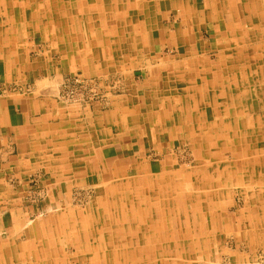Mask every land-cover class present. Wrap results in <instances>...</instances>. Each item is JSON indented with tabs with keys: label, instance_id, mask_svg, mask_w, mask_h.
Here are the masks:
<instances>
[{
	"label": "crops",
	"instance_id": "crops-1",
	"mask_svg": "<svg viewBox=\"0 0 264 264\" xmlns=\"http://www.w3.org/2000/svg\"><path fill=\"white\" fill-rule=\"evenodd\" d=\"M0 17V264H212L227 237L234 258L264 251V0H0ZM154 24L183 62H139L102 102L57 100ZM153 73L167 110L149 109ZM165 134L194 142L195 163Z\"/></svg>",
	"mask_w": 264,
	"mask_h": 264
},
{
	"label": "rangeland",
	"instance_id": "rangeland-1",
	"mask_svg": "<svg viewBox=\"0 0 264 264\" xmlns=\"http://www.w3.org/2000/svg\"><path fill=\"white\" fill-rule=\"evenodd\" d=\"M146 9V8H145ZM155 28V32L153 34V37H152V34L149 38L147 37H144V40H145V44H144V40H128V42H133L134 43V46L130 45L129 46H132L129 48L130 52L126 59L123 55L121 54H115L112 56V58H110V56H108L107 58V61L104 59V63H108L104 66V70H99L97 68H100V65L103 63V59H101L99 62L98 60L96 61V65L92 68V70H86L84 68H80L78 69V71L74 72L73 74H70V75H67L63 78L62 82L65 80V78H67L68 76H71V75H74V74H80L81 76L85 77L87 79V81L89 82H92V81H96L97 82V86L99 88V91L102 93L101 96L94 100L93 102H91L90 104H94L95 102H102L104 100H106V98H108V96L110 95H117V94H121L123 92H121V89H120V81L121 78H126L127 81L128 80H131L134 76H133V68L135 67L136 64H139V62L142 64V65H145V64H152V61L154 62V64H157L158 62H161V63H167L169 62V64L171 63H174V64H179L181 62L184 61V54L181 53L180 49H177L176 48V45H173V44H167L165 43V41H167L168 39L167 38H164V31H161L160 27L162 26L161 24L159 25V28L157 26V24H154ZM129 31L133 30L132 29V26H129L128 28ZM158 33V34H157ZM145 34L146 31H145ZM158 35H159V38H158ZM152 37V38H151ZM151 38V39H150ZM154 38V39H153ZM156 39L158 41H156ZM155 40V42H154ZM204 40L206 42H210L211 41V38H209V35H204ZM119 41V40H118ZM143 42V44H142ZM152 42L154 43L152 45ZM141 43V46L144 48V52L142 53L141 50L139 49L137 51V46H140ZM157 43H159L157 45ZM144 45V46H143ZM211 57H214V55L211 54ZM152 60V61H151ZM156 62V63H155ZM122 63V65H120ZM84 73V74H83ZM136 73H140V72H136ZM146 72H144L143 74H145ZM115 74H118V75H122L123 77L121 78H117V77H120L118 75H115ZM89 75V76H88ZM98 75V76H97ZM153 77L152 75L149 77V81H150V86L153 88V94L155 95L154 97V101L152 102V104L149 106V109L150 110H158L157 109V106L155 103L156 101L158 102H161V107L165 108V110H167L166 108V99H167V91H166V87H165V83H161V80L162 78L159 77L158 75L154 74L153 73ZM93 76H97V77H93ZM100 76V78H98ZM113 76H116L113 77ZM144 76V75H143ZM104 77V78H103ZM109 77V78H107ZM161 79V80H160ZM165 80V79H164ZM62 84V83H61ZM160 84H162V88L160 87ZM61 87V85H60ZM12 89L16 92H25L27 91L28 89L23 87V86H19V85H13ZM1 90V89H0ZM60 92V88H59V91L58 93ZM57 100H59V102H63L65 104H78V105H83V106H86V104H79V103H72V102H66L65 100L63 101V99L61 100L59 98V94H57ZM164 101V102H163ZM89 105V104H87ZM171 111V110H170ZM171 122H173L172 119H169ZM179 120V119H178ZM178 120H176L177 122V125H178ZM166 119H162L160 121V123H163L165 122ZM211 121V120H209ZM208 121V123H210ZM156 132L158 131V129H163V128H166L165 129V132L167 130L169 131H175L176 128H171L169 124L165 123L164 124V127L163 128H160V126H156ZM165 138V141L162 143L163 144V147H167V149H169L171 147L172 150V154L174 156L175 159H188L189 161L191 160L193 162V164L195 163L193 160L196 158L197 159V154L198 152H196L194 150V142H190V141H185L184 144H178L179 141H177L175 143V146L174 144H167L168 141V137L170 138V135H166ZM160 137V136H159ZM209 137V136H208ZM211 137V136H210ZM231 136H228L227 134L224 135L223 137V144H224V147L225 148H230L231 144H232V139L230 140ZM161 139V137H160ZM209 140V146L210 148L212 149H215V144L216 142H213ZM172 142V141H171ZM161 144L158 142L156 147L158 148ZM169 145V146H167ZM171 145V146H170ZM152 151L149 152V153H153L154 149H151ZM215 153V152H214ZM214 153H211V156L214 154ZM226 156H227V153H225ZM151 157L154 158L153 155H151ZM214 158V156H213ZM192 171L194 172V175H203L204 174V169L201 167V168H196V167H191ZM242 167L240 168V171H241V174L243 173L242 172ZM246 172V170L244 171ZM246 174V173H245ZM226 184L224 185V188L227 186L229 187V190L232 191V194L233 193V183H227L225 182ZM241 185V189L240 190H244L246 191L247 188H246V183H240ZM86 190L87 189H78L77 192L81 193V194H85L86 193ZM244 191H239V192H236L235 195H237V197L239 198H242L241 200V206L243 205V200L246 198L242 196H244L245 194L242 193ZM79 196V197H78ZM235 197V200L240 203L239 199ZM77 199L80 200L81 203H83V196L81 197V195H79L77 193ZM35 200V198H34ZM86 203V202H85ZM231 237H227L226 239V243H229V247L228 248H224L222 252H219L217 254V256L215 257V261H213L212 264H221L220 262L222 260H230L236 264H264V251L260 250L257 252V254L253 255L251 254L249 256V254H239V253H236L235 257L234 258V255H232V253L230 252V250L233 248L232 247V241H231ZM234 249V248H233ZM223 255V256H222ZM210 261V262H212ZM211 264V263H210Z\"/></svg>",
	"mask_w": 264,
	"mask_h": 264
},
{
	"label": "built area",
	"instance_id": "built-area-1",
	"mask_svg": "<svg viewBox=\"0 0 264 264\" xmlns=\"http://www.w3.org/2000/svg\"><path fill=\"white\" fill-rule=\"evenodd\" d=\"M96 81L89 82L80 74L65 78L59 92V98L66 102L90 104L101 96ZM221 264H236L230 260H222Z\"/></svg>",
	"mask_w": 264,
	"mask_h": 264
},
{
	"label": "bare ground",
	"instance_id": "bare-ground-1",
	"mask_svg": "<svg viewBox=\"0 0 264 264\" xmlns=\"http://www.w3.org/2000/svg\"><path fill=\"white\" fill-rule=\"evenodd\" d=\"M22 2V1H21ZM63 2V1H62ZM11 3V2H10ZM60 3V2H59ZM26 4V3H25ZM19 5H21V4H19ZM27 5V4H26ZM69 5V4H68ZM63 6V5H62ZM66 6V5H65ZM26 7H28V6H26ZM5 8V7H4ZM88 8V7H87ZM9 9V8H8ZM7 9V10H8ZM13 10V9H12ZM6 11V10H5ZM24 11V10H23ZM28 12V11H27ZM121 12V11H120ZM124 12V11H123ZM127 12V11H126ZM30 13V12H29ZM92 14V13H91ZM127 15V14H126ZM25 16V15H24ZM77 16V15H76ZM31 17V16H30ZM51 17H52V15H51ZM64 17V16H63ZM72 17V16H71ZM105 17V16H104ZM74 18V17H73ZM100 18V17H99ZM0 19H1V17H0ZM69 19V18H68ZM71 19V18H70ZM98 20V19H97ZM3 21V20H2ZM18 22V21H17ZM8 23V22H7ZM60 23V22H59ZM14 24V23H13ZM17 24V23H16ZM61 24V23H60ZM18 25V24H17ZM62 25V24H61ZM26 26H28V25H26ZM66 26V25H65ZM21 27V26H20ZM25 28V27H24ZM65 28V27H64ZM78 28V27H77ZM63 29V28H62ZM66 29V28H65ZM117 29V28H116ZM18 30V29H17ZM40 31V30H39ZM62 31V30H61ZM65 31V30H64ZM18 33V32H17ZM64 33V32H63ZM147 36V35H146ZM1 37V36H0ZM61 37V36H60ZM18 40V39H17ZM14 41V40H13ZM1 42V41H0ZM16 42V41H15ZM59 43V42H58ZM96 43V42H95ZM11 44V43H10ZM16 47V46H15ZM58 49V48H57ZM18 50V49H17ZM11 53V52H10ZM20 53V52H19ZM18 54V53H17ZM12 56V55H11ZM20 56H22L21 54H20ZM9 59V58H8ZM205 62V61H204ZM187 66V65H186ZM21 69V68H20ZM199 69V68H198ZM196 72V71H195ZM189 73V72H188ZM203 73V72H202ZM84 74V73H83ZM187 74V73H186ZM98 76V75H97ZM197 77V76H196ZM173 80V79H172ZM179 84H181V83H179ZM40 86V85H39ZM180 87V86H179ZM59 94V93H58ZM12 95V94H11ZM29 98V97H28ZM71 105V104H70ZM201 106V105H200ZM66 107V106H65ZM78 108V107H77ZM216 114V113H215ZM4 117V116H3ZM166 117V116H165ZM222 120V119H221ZM121 121V120H120ZM121 123V122H120ZM218 123V122H217ZM157 125V124H156ZM218 125V124H217ZM63 127V126H62ZM201 129V128H200ZM80 130V129H79ZM197 130V129H196ZM77 131V130H76ZM195 131V130H194ZM60 133V132H59ZM71 134H73V133H71ZM156 134V133H155ZM59 135V134H58ZM69 135V134H68ZM67 136V135H66ZM89 136V135H88ZM220 136V135H219ZM196 138V137H195ZM189 141V140H188ZM201 144V143H200ZM199 144V145H200ZM196 145V144H195ZM194 145V146H195ZM246 145V144H245ZM204 146H205V144H204ZM242 147V146H241ZM48 148V147H47ZM58 148V147H57ZM200 148V147H199ZM46 149V148H45ZM57 150V149H56ZM59 150V149H58ZM67 150V149H66ZM198 151H200V150H198ZM79 153V152H78ZM207 153H209V152H207ZM95 154V153H94ZM59 156V155H58ZM92 157V156H91ZM52 158V157H51ZM56 158H58V157H56ZM77 158V157H76ZM84 158V157H83ZM90 158V157H89ZM202 158V157H201ZM205 158V157H204ZM209 158V157H208ZM81 160V159H80ZM85 160V159H84ZM98 160V159H97ZM206 160H207V158H206ZM63 161V160H62ZM58 162H60V161H58ZM89 162V161H88ZM170 162V161H169ZM212 162V161H211ZM215 162V161H214ZM61 163H64V162H61ZM203 163V162H202ZM42 164V163H41ZM196 165V164H195ZM200 165V164H199ZM208 165H210V164H208ZM69 166V165H68ZM71 166V165H70ZM117 166V165H116ZM160 166V165H159ZM78 168V167H77ZM79 169V168H78ZM117 169V168H116ZM208 169V168H207ZM146 170V169H145ZM190 170V169H189ZM67 171V170H66ZM118 171V170H117ZM151 172V171H150ZM146 173V172H145ZM154 173V172H153ZM80 174V173H79ZM143 174V173H142ZM205 174V173H204ZM80 177V176H79ZM128 177H130V176H128ZM120 178V177H119ZM122 178V177H121ZM205 180V179H204ZM64 181V180H63ZM209 181V180H208ZM115 182V181H114ZM216 182V181H215ZM71 183V182H70ZM104 183V182H103ZM103 183H100V184H103ZM187 183V182H186ZM184 184V183H183ZM89 185V184H88ZM93 185V184H92ZM98 185V184H97ZM96 185V186H97ZM103 185H106V184H103ZM190 185V184H189ZM95 186V185H94ZM119 186V185H118ZM143 187V186H142ZM192 187V186H191ZM63 188V187H62ZM61 188V189H62ZM82 188V187H81ZM91 188V187H90ZM148 188V187H147ZM217 188V187H216ZM186 190V189H185ZM190 190V189H189ZM220 190V189H219ZM161 191V190H160ZM159 191V192H160ZM2 192V191H1ZM62 192V191H61ZM88 192V191H87ZM220 192V191H219ZM161 193V192H160ZM152 194V193H151ZM220 194V193H219ZM154 195V194H153ZM197 195V194H196ZM195 196V195H194ZM72 197V196H71ZM90 198H92L91 196H90ZM55 199V198H54ZM71 199V198H70ZM148 199V198H147ZM196 199V198H195ZM200 199V198H199ZM93 200V199H92ZM95 201H96V199H94ZM76 201V200H75ZM147 201V200H146ZM61 202V201H60ZM22 203V202H21ZM147 203H150V202H147ZM69 204V203H68ZM93 204V203H92ZM101 204V203H100ZM131 204V203H130ZM22 205V204H21ZM89 205V204H88ZM23 207V206H22ZM148 207V206H147ZM188 207V206H187ZM160 208V207H159ZM156 209V208H155ZM51 210V209H50ZM54 210V209H53ZM87 210V209H86ZM61 211V210H60ZM29 213V212H28ZM42 213V212H41ZM49 215V214H48ZM53 216V215H52ZM220 216V215H219ZM40 217V216H39ZM65 217V216H64ZM71 217V216H70ZM69 217V218H70ZM178 217V216H177ZM15 218V217H14ZM41 218V217H40ZM93 218V217H92ZM144 218V217H143ZM59 220V219H58ZM140 220H141V218H140ZM189 220H190V218H189ZM29 221V220H28ZM56 221H57V219H56ZM65 221V220H64ZM95 221V220H94ZM109 221V220H108ZM31 222V221H30ZM181 222V221H180ZM189 223V222H188ZM25 227V226H24ZM179 227V226H178ZM82 233V232H81ZM178 233V232H177ZM99 235V234H98ZM27 236V235H26ZM50 236V235H49ZM105 236V235H104ZM77 237H79V236H77ZM175 237V236H174ZM39 238V237H38ZM80 238V237H79ZM78 238V239H79ZM152 239V238H151ZM183 239V238H182ZM52 241V240H51ZM99 241V240H98ZM49 244V243H48ZM42 248V247H41ZM79 248H81V247H79ZM127 248V247H126ZM30 250V249H29ZM131 252V251H130ZM83 254V253H82ZM85 255V254H84ZM102 255V254H101ZM223 256V255H222ZM42 258V257H41ZM128 259V258H127ZM44 259H42V261H43ZM46 261V260H45ZM39 263V262H38ZM66 263V262H65ZM104 263V262H103ZM120 263H122V261L120 262Z\"/></svg>",
	"mask_w": 264,
	"mask_h": 264
}]
</instances>
